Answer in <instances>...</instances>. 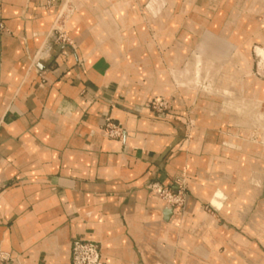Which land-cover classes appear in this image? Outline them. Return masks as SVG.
Segmentation results:
<instances>
[{
    "label": "crops",
    "instance_id": "crops-1",
    "mask_svg": "<svg viewBox=\"0 0 264 264\" xmlns=\"http://www.w3.org/2000/svg\"><path fill=\"white\" fill-rule=\"evenodd\" d=\"M90 1L92 5L75 1L78 11L66 30L71 43L62 45L53 41L52 33L63 0H0V250L20 264H71L72 242L89 240L101 244L105 264L126 256L140 264L130 243L163 241L159 251L173 258L177 228L168 222L182 214H172L151 196L149 184L170 186L184 178L185 251L178 253V264H264V251L256 243L264 244V217L252 218L258 210L264 213V202L246 222L252 240L219 226L204 206L212 200L230 223L244 225L259 194L248 179L259 166L250 155L256 156V144L240 156L243 146L250 150L240 139L249 136L254 121L243 123L239 115L197 100L188 84L198 63L183 52L185 47L164 48L165 59L159 53L153 59L142 56L146 37L138 33L149 29L141 24L134 3L146 0H127L132 20L117 28L124 39L121 47L97 16L126 0ZM84 8L93 11L94 20ZM171 16L168 11L152 19L153 32L164 33L169 41L176 31L171 23L177 22ZM239 28L237 37L245 33ZM211 33L225 42L210 41ZM219 33H225L219 25L205 32L201 50H215L220 58L216 64L206 61L231 65L237 71L233 80L241 81L240 67L246 65L250 47L242 45V37L231 45L226 41L231 38ZM130 48L135 53H128ZM199 58V63L206 62ZM185 69L189 73L178 81ZM250 77L243 80L252 103L257 83ZM168 95L167 111L157 114L149 107L155 97ZM108 118L124 126L122 139L104 135ZM203 225L210 229L201 235L204 243L194 248L197 238L187 235L188 228ZM226 240L237 250L228 246L221 254L218 243ZM190 249L208 263L197 261ZM156 255L144 249V263L159 264L153 262Z\"/></svg>",
    "mask_w": 264,
    "mask_h": 264
},
{
    "label": "rangeland",
    "instance_id": "rangeland-1",
    "mask_svg": "<svg viewBox=\"0 0 264 264\" xmlns=\"http://www.w3.org/2000/svg\"><path fill=\"white\" fill-rule=\"evenodd\" d=\"M86 2L90 5H92V1L90 0H63L62 6L60 10L57 13L58 15H61L58 22L55 21V25L58 27H62L67 30V26L70 23V21L73 19L75 14L78 11V6L76 2ZM100 3H103L104 1L99 0ZM83 4V3H82ZM103 4H106L104 2ZM122 5V6H121ZM127 5V6H126ZM110 9L103 11L100 15L97 16L102 18L101 16H107L109 21L113 24L114 30L113 34L110 37L117 42L119 47H121L123 42V37L119 35L118 33V27L120 23L129 22L132 18L128 13H130V3L126 0L125 2H116L112 3ZM135 10L138 11L137 13L140 16L141 24L143 23L145 26V29H149V32H146V34H142V32L138 33L141 37H146V40L144 42L142 41V47L143 52L142 56L145 58L153 59L156 57V55H153L154 53H159L160 57L162 59H165V54L167 52L166 49L174 50L177 47H185L183 52L188 54V57L191 61H194L192 69L195 71L193 74V79L191 80L190 84H188L194 91H196L197 100L200 99L203 105L208 106V103L214 106V108L224 111L226 113H232L230 115H239L237 117L242 120L243 123H251L253 122V129L250 130V134L247 137L241 136L240 141L243 145L249 143L248 150L246 146H243L241 148V155L245 156L250 151H253L252 144H256L257 148V154L256 156L253 155V153H250L251 156L255 157L257 161V165L259 166L257 169H251L253 171H256L252 174V176L249 178L250 187L253 189H258V195L255 198V203L253 204V207L250 211V214L245 220L244 225L237 226L233 225L228 221V219L223 216L219 210H217L215 207L219 208L214 202L211 203L215 206H213L211 203H208L205 206V211L212 215L219 223V226L222 228H231L234 229L237 233L242 235L245 238H250L251 240L253 238L250 237V234L248 230L246 229V222L248 221L249 217L256 212V210L259 208V206H263L264 202V0H162V1H136L134 3ZM156 6L155 8H153ZM123 8L119 9V8ZM153 8V9H152ZM152 9V10H151ZM84 14H92L93 11L83 9ZM97 12V9L94 10ZM121 11V12H120ZM128 11V13H127ZM152 11L154 14H157L159 11V14H157L156 17H153ZM170 11L171 17L177 19V22H172L171 24L176 26V31L173 34V40L172 38L170 41L168 39L164 40L163 37L164 33H155L153 32V22L152 19H155L157 17L163 16ZM109 13V14H108ZM105 14V15H104ZM218 16V17H217ZM126 17V19H125ZM57 18V17H56ZM94 20V16L92 17ZM250 21V23H249ZM217 25L220 26V31L225 30V33H219L220 35L223 34V36L230 37L231 40L227 39L226 41H237L240 39L242 45H246L250 47V56L247 61L245 62L246 65L240 67L241 69V81H234L233 77L237 74V71L235 69H232L231 65H227L226 67L222 65H212L209 62L217 63L220 58H218L217 51L213 50H201L200 43L205 38V32L207 31L208 27H216ZM137 24L134 25L136 27ZM238 26V27H237ZM245 31L242 35H238V30L240 29ZM243 27V28H242ZM253 27V28H252ZM137 28V27H136ZM233 28H239L236 30V34L231 35V30ZM250 29L256 30V32H250L248 31ZM212 32L213 30H209ZM230 32V33H229ZM212 37L209 39L212 42L215 43H223L225 42V39L221 36H217L213 33ZM231 35V36H230ZM234 35V36H233ZM110 36V35H109ZM244 37V38H243ZM217 38V39H215ZM234 38V39H233ZM237 38V39H235ZM169 41V42H165ZM239 41V42H240ZM238 42V41H237ZM238 42V43H239ZM165 43H169L167 47H164ZM231 45H236L237 43L231 42ZM251 43V44H250ZM250 44V45H249ZM162 45V48H161ZM147 46H152L155 48V50L148 49ZM188 48V49H187ZM164 49V50H163ZM134 48H130L128 53H135ZM223 51L221 50L220 53ZM235 51H231L230 53L233 54ZM240 54V53H239ZM197 56H200L197 57ZM239 57L244 58L243 55H239ZM250 57H251V65H250ZM200 59L201 61L208 60L209 62H204L202 64L197 61V59ZM204 58V60H202ZM196 65V66H195ZM180 71V70H179ZM246 73H245V72ZM181 74L177 75V80L180 81L181 77L184 75H187L189 73L188 69H185L183 71H180ZM196 73V76H195ZM249 74V75H247ZM247 76H252L250 79L256 80L257 85L252 86L253 91L252 93L256 97L254 98L255 102H248L250 99L247 96V92L245 91L246 87L248 86V82L244 81L247 79ZM244 79V80H243ZM188 82V80H184ZM244 81V82H243ZM183 82V83H186ZM182 83V82H180ZM182 83V84H183ZM251 83V82H250ZM235 93H232V92ZM179 92V91H178ZM225 92V93H224ZM231 92L230 94H228ZM172 95L168 96H159V97H165L171 99ZM235 98V99H234ZM230 100H234L230 102ZM240 100V101H238ZM251 105V106H250ZM209 109V108H208ZM249 111L251 114H254L255 118L252 119V115L249 114ZM255 112V113H254ZM250 117V119H249ZM194 121L192 120V125ZM232 125V124H231ZM230 125V126H231ZM244 126V125H241ZM245 127V126H244ZM251 143V144H250ZM245 148L247 150H245ZM248 151V152H247ZM249 155V156H250ZM251 164H254V160L250 162ZM233 178H226V180H229V182L232 181ZM187 186V185H186ZM151 196L158 198L156 195H154L151 191ZM188 194V188L186 191V195ZM221 198V197H219ZM162 201V200H161ZM163 202V201H162ZM164 206L165 203L163 202ZM185 207V206H184ZM184 208L182 211L179 212V214H182L181 217L177 215L175 217L174 222L170 221L168 222V225L172 223L174 227L177 228V232L175 235L176 242L174 243V248L172 253L176 256L173 258H167L165 257L160 251L161 245H166L165 242H143V243H137L132 242L130 244L133 245V249L136 251V253L139 255V263L145 264L146 260L144 261V258L142 257V252L144 249L146 251H152L154 254L157 253L158 257L153 258V262H159V264H178L179 258H177V255L180 251H185V248L183 247L181 243V237H182V230L185 229V226H183V220L182 216ZM262 213V214H261ZM264 217L263 210H258L252 218L260 219ZM253 220V219H252ZM162 222V221H161ZM210 228H208L206 225L204 226H193L191 228H188L187 235L191 237L197 238V243L193 242L194 248L202 242L201 235L203 233H206L209 231ZM144 230H146L144 228ZM257 245L260 247L261 250L264 251V244L256 239ZM204 243V242H202ZM101 245V244H100ZM142 245H147L151 250H147L146 248H142ZM228 246L233 250L236 251V246L232 245V243L228 240L224 242L218 243V251L223 254L227 251ZM102 249V246H101ZM161 250V249H160ZM240 257L247 261L248 255L246 253H240L241 251H237ZM159 253V254H158ZM189 254L193 255L197 258V261H202L205 263H208L207 259L202 258L200 255L196 253L194 249L189 250ZM156 255V256H157ZM115 264H135L134 259L132 257H119V258H113ZM181 263V262H180ZM211 264V263H210ZM215 264H228V263H217L215 261Z\"/></svg>",
    "mask_w": 264,
    "mask_h": 264
},
{
    "label": "built area",
    "instance_id": "built-area-1",
    "mask_svg": "<svg viewBox=\"0 0 264 264\" xmlns=\"http://www.w3.org/2000/svg\"><path fill=\"white\" fill-rule=\"evenodd\" d=\"M61 15H58V22ZM56 23V22H55ZM54 23L52 39L56 44L71 43L67 32L62 27L56 26ZM171 106V99L165 97H155L149 104V107L157 114H161ZM104 135L113 139H122L126 133L121 123H115L108 118L103 126ZM149 190L160 198L165 207L177 214L183 210L186 200V180L176 179L172 185H164L160 182H151ZM0 264H20L16 257L0 250ZM71 264H105L102 255L100 243L89 240H74L71 247Z\"/></svg>",
    "mask_w": 264,
    "mask_h": 264
},
{
    "label": "bare ground",
    "instance_id": "bare-ground-1",
    "mask_svg": "<svg viewBox=\"0 0 264 264\" xmlns=\"http://www.w3.org/2000/svg\"><path fill=\"white\" fill-rule=\"evenodd\" d=\"M101 1H104V0H101ZM105 2V1H104ZM125 2V1H124ZM122 6V5H121ZM127 6V5H126ZM119 9H122L123 10V8H119ZM121 12V11H120ZM127 13H128V11H127ZM109 14V13H108ZM105 15V14H104ZM102 17V22H103V26H105L108 30H110V31H113V29H114V27H113V24L111 23V21H109V19L107 18V16L105 15V16H101ZM125 19H126V17H125ZM127 20V19H126ZM125 23V22H124ZM246 175H248V174H246ZM243 181V180H242ZM244 181H246V179L244 180ZM243 181V182H244ZM248 181H249V179H248ZM246 185V184H245ZM231 208V207H230ZM232 209V208H231ZM224 210L225 211H228L229 210V208L227 207L226 209L224 208ZM260 219H262V218H260Z\"/></svg>",
    "mask_w": 264,
    "mask_h": 264
},
{
    "label": "clouds",
    "instance_id": "clouds-1",
    "mask_svg": "<svg viewBox=\"0 0 264 264\" xmlns=\"http://www.w3.org/2000/svg\"><path fill=\"white\" fill-rule=\"evenodd\" d=\"M218 195H219V193H218Z\"/></svg>",
    "mask_w": 264,
    "mask_h": 264
}]
</instances>
